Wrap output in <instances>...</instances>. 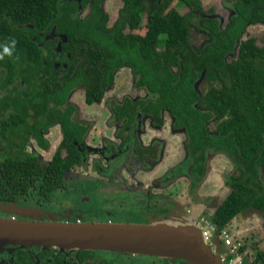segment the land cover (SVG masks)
Returning <instances> with one entry per match:
<instances>
[{
	"label": "trees",
	"instance_id": "trees-1",
	"mask_svg": "<svg viewBox=\"0 0 264 264\" xmlns=\"http://www.w3.org/2000/svg\"><path fill=\"white\" fill-rule=\"evenodd\" d=\"M87 1H91V14L81 19L74 17L72 11L70 15L67 11L61 12L58 0H0V44L16 41L12 54L0 57V89L10 85L0 101L3 105L11 103L12 110L9 120L12 131L6 121H0L2 136L19 129V133L30 132L23 125L27 110L42 114L49 100L54 99L57 104L65 102L76 84H85L86 102L99 103L114 81L115 71L127 67L136 76V85L144 86L151 94L150 99L156 93L160 95L154 101L125 97L124 103L112 106L115 118L132 114L140 107L156 113L159 106H169L176 121L186 125L196 146L201 147L206 139L200 127L210 115L202 107H207L220 120L218 133L210 134L212 141L207 143L227 150L240 163L235 166L239 175H231L232 191L215 209L212 221L217 228H227L231 220L246 209L254 208L264 215V194L255 187L257 170L264 167V67L261 65L264 46L254 44V38L240 41L239 59L227 64L220 61L206 65L192 49L191 40L198 39V32L188 22L194 9H200L201 0H180L189 8L188 15L175 8L164 12L171 0H121L119 18L113 25L107 24L108 15L102 11L103 0H83V3ZM251 2L258 3L239 0L237 9ZM70 7L74 9L73 5ZM145 10L150 18L144 24V34L122 30L125 22L130 27L140 26ZM50 14L66 20L61 26L58 24L69 40L67 56L61 63L55 58L61 47L58 48L54 40L31 37L39 29L36 19ZM202 23L217 31L214 21L211 23L204 18ZM232 28L227 27L222 33L230 35ZM236 38L237 35L230 40L223 38L217 47L219 52L231 50ZM204 67L209 85L198 93L194 82L201 77L199 73ZM65 107L61 111L52 110L49 119L61 126L64 137H74L79 135V125L70 118L73 108ZM67 148L65 158L61 156V146L56 150L46 171L35 168L34 157L24 159L17 152L15 157L8 155L0 163V199L8 200L26 193L37 178L41 183L40 192L52 190L58 185L55 180L60 178L63 168L82 160L74 145ZM246 246L242 243L233 251L239 256L236 253L239 250L243 264H264V247L252 246L253 253L248 256ZM54 248L57 254H71L63 258L62 264H115L109 254H130L116 250ZM163 261L171 264L170 260Z\"/></svg>",
	"mask_w": 264,
	"mask_h": 264
},
{
	"label": "flooded vegetation",
	"instance_id": "flooded-vegetation-1",
	"mask_svg": "<svg viewBox=\"0 0 264 264\" xmlns=\"http://www.w3.org/2000/svg\"><path fill=\"white\" fill-rule=\"evenodd\" d=\"M174 0L170 1V4H168V7L164 10V12L169 11L171 8L174 7L175 4H178L179 8H176L181 14L188 15L189 8L185 6V4H182L180 0ZM110 0H103L102 2V11L103 13H107L108 25H113L115 22H117L120 14V8L122 6V2L120 0V5L115 10V17L112 18L111 15L107 12V5L109 4ZM255 2L258 3H252L249 6H242L237 9V4H239V0H201L200 1V9H194L195 13L189 17L188 22L190 25L194 26L197 30L198 39L191 40L192 49L195 52H198V56L202 58L201 63H204L206 65L208 64H216L217 62L224 61L225 64L239 59V43L240 41H245L250 38H254L253 42L257 46H264V40L258 42L257 35H264V0H255ZM111 3V2H110ZM71 5L74 6V9H71ZM58 6L60 7V11H67L70 15L71 11L74 17L76 18H86L91 14V1H87L83 3V0H58ZM173 6V7H171ZM219 8V9H218ZM74 10V12H73ZM53 14H50V16H45L42 19H36V23H38L37 28V34L32 35V39H36L37 36H43L44 39L47 40H54L56 42L58 48L61 47L58 52L57 56L55 57L58 62L61 63L63 59L67 56V49L66 45L69 44L68 37L59 29L58 24L61 26V23L63 21H66L62 18H58L57 16H51ZM150 15L147 10H145L144 15L142 17V24L137 27H130L128 22H125L123 24L122 30L126 33H135V34H144L146 28L144 27V24L149 20ZM204 18H207L211 21V23L214 21V27L217 28V31L211 30L210 26H202V21ZM51 23L52 25H48ZM48 25V26H47ZM232 30L230 32V35H224L222 31L227 27H232ZM40 28H42L40 30ZM254 28H259L256 31V35H251ZM237 35V38L235 39V43L232 46V49L227 52H219L217 47L220 46V41L223 38L229 39L233 36ZM264 37V36H263ZM218 42V45H211L215 42ZM63 44V45H62ZM215 46V47H214ZM252 51V50H251ZM252 53V52H251ZM254 56H252L253 58ZM264 67V59L262 60V64ZM173 68H175V65H172ZM126 68L129 71V74L131 72L130 68ZM117 70V72L120 69ZM116 73V71H115ZM216 75H220L218 72H215ZM201 77L194 82V87H196L197 92L201 93L204 91V89L209 85V81L207 80L206 74V67H204L200 73ZM132 76V77H131ZM130 77L132 78V83L137 90V92L140 89H144L145 95L141 96V93L138 94L137 97L132 98V100L143 98L145 101H148L150 99V93L146 90L144 86L136 85V76L131 72ZM115 79V77H114ZM114 82L112 81V84L110 87L114 85ZM131 84V87H132ZM10 85L7 86V88H1L0 89V99H2L8 92ZM108 87V88H110ZM86 86L84 83L76 84L75 87L70 91L68 94V97L66 98L65 102H61V104H57V101L52 99L45 103V109L42 114H35L33 110H27L28 115L26 116V121H24L23 125L26 129L31 130L27 134H24L22 132L19 133L20 129L15 132L14 134H8L6 136H2V133L0 132V163H3L5 161V158L8 155H14L15 153H19L21 156H23L24 159H30L32 157L35 158V168H44L43 171H46L48 168V163L53 158L56 150L61 146V156L62 158H65V156L68 155V145H74L75 149L80 152L82 155L81 162H73L72 166L69 168H63L62 175L60 178L56 179L55 181L58 182V185H55L52 190L46 191V192H40L41 183L40 179L37 178L35 180V184L33 188H29L28 191L24 194H18L16 198L8 199V200H2L0 199V216L2 217H12V218H21L18 214L16 215L15 211H12V202L14 203V206L18 207H24L28 209H32L35 211L41 212V216L37 217L34 215L31 218H34L33 220H49L50 218H55L56 221H68V222H125V223H146L150 218H154L156 216L162 215V216H176L174 213L176 208L173 205L168 206L167 208H164L160 206L159 201L162 199V195H158L156 193H151V184L155 183L158 187L166 186L168 182H176L178 180H182L180 176L183 173L189 172L188 175L191 178L192 176V182L197 180L199 176L201 177L203 173V162L205 160L206 151L209 150H221L224 153L229 154V152L225 149H219L217 145H214L209 139L210 134H217L218 133V123H219V117L210 109L207 107H202L205 112H208L210 115L206 118H204L202 125L200 127L201 130H203L204 138L206 139L203 146L199 147L196 146L197 144L192 139V135L190 134L188 128L185 124L178 123L176 121L175 115L171 111L169 106H159L157 109V112L154 113L151 110H145L140 108H137L132 114H125L122 115L119 119L115 118L116 114L112 111L113 105H121L124 103V98L129 97V95H125L121 102H116L109 108L110 114H108L107 118L108 120L110 116H112V120L109 121V125L111 127L117 128L118 124L120 125V131L125 132L126 138L121 139V147L117 148L116 152L113 151L112 146H114V141L109 139V137L105 134L104 129H100L98 122H100L102 127V121H100V114L95 113V117L93 119L99 120L97 122L98 129H96L95 123H91V116L88 114V112H82L81 104L78 106L74 105L72 101L69 99L70 96L75 99V95H80L83 93V100L82 103L86 105H91L94 103H88L84 100V92H85ZM3 90V91H2ZM5 91V92H4ZM82 91V92H81ZM107 91V89H106ZM105 91V94L103 95L100 104L107 98V92ZM13 95V94H11ZM160 93H156L155 97H152L150 100L154 101L156 97H158ZM68 101V102H67ZM79 102V101H78ZM147 103V102H146ZM146 103H143L145 105ZM106 104L109 107V102L103 103ZM73 108L70 114V118L73 122L77 123L79 125V128L77 129V132H79V135L76 136H67L64 137L62 133L61 126L54 122L53 120L49 119V115L52 112V110L57 109L59 111L64 110L66 107L69 106ZM85 106V105H84ZM28 107V106H27ZM81 107V109H80ZM87 107V106H85ZM101 108H104L105 106H100ZM79 110H78V109ZM89 108V107H87ZM84 110V109H83ZM90 110V109H86ZM11 103L8 105H3L0 101V121H6L8 123V127L10 131H12V124H9V120L11 118ZM79 113V114H77ZM163 113H166L170 115L172 118L171 124L173 128L179 129L184 128L187 132V141H186V148H187V157L183 164H181L178 167H174L166 171H163L160 175L157 177H152L149 180L143 184V186L138 187L136 185V182L132 178H125L123 176H120V173L118 175L112 174L109 172H104L105 169H103V164L101 161L107 163V168L112 169V167H122L123 171L126 170H139V166L141 164L148 166V164L152 161H157V164H161L162 167L166 165L161 158L164 157V150H163V144L161 140H157L153 137V131H159L162 130L165 132L168 128L167 123H163ZM80 116V121L76 118L77 116ZM151 120L152 126L145 127L146 121ZM56 128V129H55ZM59 128L61 131V137L58 141V143L52 148V155L50 156L49 160L45 159L44 164L42 165L43 161L41 154H36L35 151L31 150V147L34 145L35 147L42 148V150H45L46 148H49V136L50 134L53 136L56 133V130ZM103 128V127H102ZM141 128V129H140ZM117 130V129H116ZM58 131V130H57ZM95 135H92L94 134ZM117 134V132H116ZM121 137V134H117V136ZM51 136V137H52ZM98 138L101 139L100 142H98ZM109 142L111 145L105 143ZM113 142V143H112ZM92 143H96V145H92ZM107 144L106 147L111 148L108 151V148H104V144ZM99 146V147H98ZM196 146V147H195ZM33 152V153H32ZM230 155V154H229ZM97 158V160L92 161L91 158ZM115 156L116 160L113 164L110 165L108 163L110 157ZM39 160L42 162L39 166L37 163ZM92 162L94 167L93 170L96 174L90 176L89 173L86 174V179L83 180V184L81 181L77 180L75 178V168L79 165H82L85 161ZM147 160V161H146ZM128 163H136V165H131V169L125 167V164ZM154 162V163H155ZM150 163V164H151ZM153 163V164H154ZM149 164V165H150ZM237 164H240L235 158L231 156V165L228 170V176L226 179V182L229 185V192L227 195L232 191V187L230 184V181L233 179L231 178V175L238 176L239 170L235 168ZM156 165H151V169H154ZM256 174V185L255 187H258L259 192L261 191L262 185L264 186V182L259 179V169ZM91 169V168H90ZM1 171H0V178H1ZM112 176H116L114 178V181L116 183L112 184V187L115 188H121L131 187V192L138 195H144L145 201L140 202L139 207L136 209H129L124 208L122 209H113L108 208L106 204H102L101 202H98V209L95 208V205H93L94 196L91 193V186H94V184H91V180H97L99 181L101 177H107L110 180L112 179ZM54 179V178H52ZM118 179V182L116 181ZM85 182V183H84ZM127 183V184H126ZM154 184V185H155ZM85 185H87V189L85 188ZM120 186V187H119ZM83 187V188H82ZM128 188V187H127ZM143 191V194L138 191V189ZM136 189V190H135ZM77 192V193H76ZM261 194V193H260ZM264 194V193H262ZM158 195V196H157ZM226 195V196H227ZM225 196V197H226ZM224 197V198H225ZM223 198V199H224ZM223 201V200H222ZM221 201V202H222ZM220 202V203H221ZM219 203V204H220ZM137 205V204H136ZM201 205H204L201 203ZM105 206V208H104ZM219 206V205H218ZM217 206V207H218ZM216 207V208H217ZM215 208V209H216ZM97 209V210H96ZM100 209V210H99ZM214 209V211H215ZM109 210V211H108ZM252 210L251 213L248 209L242 211L239 213V216L242 215L243 217H247L249 219L253 220V215H255L257 218L256 213L261 212L257 209H250ZM9 211V212H8ZM108 211V215L105 213ZM114 211H119L120 215L113 216ZM212 211L210 214H208L207 217L203 216L201 212L197 211L193 213V216L191 218L190 224L196 225L198 228L200 227L201 220H207L212 223ZM10 212H14L13 214ZM186 213H191L189 209L185 211ZM11 214V216H9ZM131 214L130 218H136L135 220H130L131 222H126V216ZM135 214V215H134ZM264 216V215H262ZM239 219L237 216H235L230 223L233 221H236ZM216 226V225H215ZM217 227V226H216ZM234 227V226H233ZM200 229V228H199ZM225 230L228 233H231V229L229 227L227 228H217V230L212 235V241L213 244H210L211 248L213 249L214 253L218 255L220 260L226 264L228 259L230 257H234L235 254L231 252V249L229 247H226L222 243L223 235L221 234L222 231ZM241 232V230L237 231L238 235ZM240 236V235H238ZM217 239L220 242V247L214 243V239ZM242 245V242H240V246ZM240 248V247H239ZM238 248V249H239ZM21 250V251H19ZM54 247L49 248H42V246H19L14 244H3L0 245V264H62V262L65 260L63 258L70 256L69 254H63V253H56ZM241 256L239 250L236 252ZM74 256V254H72ZM61 256V257H60ZM109 258H113V261L115 264H131V260L136 258L137 255L134 254H109ZM60 257V260L58 261V258ZM154 258V257H152ZM159 258V257H158ZM171 262V264H179V262ZM158 264H164L163 259H161L160 263ZM168 264V263H167ZM241 264H243V258L241 260Z\"/></svg>",
	"mask_w": 264,
	"mask_h": 264
},
{
	"label": "rangeland",
	"instance_id": "rangeland-1",
	"mask_svg": "<svg viewBox=\"0 0 264 264\" xmlns=\"http://www.w3.org/2000/svg\"><path fill=\"white\" fill-rule=\"evenodd\" d=\"M111 2V3H110ZM109 4L107 5V12L111 15L112 18L115 17V10L120 5V0H110ZM175 2V0L173 1ZM173 7V6H171ZM173 8H179L178 4H175ZM219 9V8H218ZM259 28H254L251 35H256V31ZM264 35H257L258 42L264 40ZM131 72L129 74V71L126 68L120 69L118 72L115 73V79L116 83L114 82V85L110 88H107V98L100 104V103H94L91 105H86L82 103L83 100V93L78 95H75V99H73L72 96H70V100L74 105L78 106L81 104L82 112H88V114L91 116V123H95L96 129H98L97 122L99 120L93 119L95 117V113H99L100 121H102V127L100 122H98L100 129H104L105 134L109 137V139L114 141V146H112L113 151L116 152L117 148H120L121 145V139L126 138V134L123 131H120V125L118 124L117 128L111 127L109 125L108 120H112V116L108 118V120L105 121L107 118L109 112L110 106L115 104L116 102H121L122 98L125 95H129L131 98H135L138 96V94L141 93V96L145 95L144 89H140L138 92L134 87V83L132 82V76L130 77ZM133 83V84H132ZM132 84V87H131ZM82 92V91H81ZM79 101V102H78ZM106 102H109V107L106 104H103ZM89 107H85V106ZM100 106H105L104 108H101ZM80 107V109H81ZM78 109V108H77ZM84 109V110H83ZM90 109V110H86ZM79 110V109H78ZM79 114V113H77ZM80 121V116L78 115L76 117ZM172 118L170 115L163 113V123H167V126L169 129H167L165 132L162 130L159 131H153V137L157 140H161L163 144V150H164V157L161 158V160L166 163L164 167L161 166V164H157V161H152V163L148 166L141 164L139 166V170H124L121 169L122 167H112V169L107 168V163L101 161L103 164L104 172H109L112 174L118 175L120 173V176H123L125 178L129 177L135 180L136 185L138 187L143 186L147 180H149L152 177H157L160 175L163 171H167L169 169L178 167L181 164H183L187 157V148H186V141H187V132L184 128L175 129L173 128L171 124ZM152 126L151 120H147L145 127ZM151 128V127H148ZM56 129V128H55ZM117 129V130H116ZM141 129V128H140ZM58 130V131H57ZM56 130L55 135L49 136V148H46L45 150H42V148L35 147L34 145L31 147L32 151H35L37 154H41L43 163L39 160L37 163L39 166L44 164L45 159L49 160L50 156L52 155V148L58 143L60 137H61V131L59 128ZM121 134V137L117 134ZM92 135H95L92 134ZM52 136V137H51ZM101 139L98 138L97 144L100 142ZM107 143V142H105ZM104 144V148L107 144L111 145V143ZM113 143V142H112ZM92 145H96V143H92ZM99 147V146H98ZM122 148V147H121ZM111 148H108V151ZM33 153V152H32ZM91 158V156H89ZM92 161H95L97 158H91ZM116 160L115 156L110 157L108 163L113 164ZM147 161V160H146ZM155 162V163H154ZM154 163V164H153ZM125 164V167L131 169V165H136V163L132 164L131 162ZM151 165H156L154 169H151ZM231 165V155L224 153L221 150H207L205 155V160L203 162V173L201 177L197 180L194 179L192 182V176L191 178L188 175V171L186 173H183L180 178L182 180H178L176 182H168L166 186L158 187L155 183L151 184V193H156L158 195H162V199L159 201L160 206L167 208L170 205H173L176 210L174 213H176V216H156L154 218H150L148 222H157L161 220L173 222V223H180L183 221H186L190 223L191 218L195 215L193 213L199 211L201 214L205 217L208 216L214 209L219 205V203L223 200V198L227 195L229 192V185L226 182L227 176H228V170ZM91 160L85 161L82 163V165L77 166L75 169V178L83 184V180L86 179V174L89 173V175L93 177L96 173L94 171H91L94 169ZM91 168V169H90ZM259 179H261L262 182H264V167L259 169ZM116 176H112V179L110 180L107 177H101L99 181L97 180H91V184H94V186H91V193L94 196L93 205H95V208L98 209V202H101L102 204H106L107 209L113 208L116 209H136L139 207L140 202L145 201L144 195H136L133 192L130 193L132 190L131 187H129L127 184V187H121V188H115L113 189L112 184L116 183L114 181V178ZM127 178V179H129ZM118 182V179H116ZM85 183V182H84ZM155 184V185H154ZM87 185H85L86 188ZM120 187V186H119ZM136 190V189H135ZM143 194V191L138 189L137 192ZM77 193V192H76ZM259 193H264V186L262 185L261 191ZM157 195V196H158ZM203 203L204 205H201ZM137 204V205H136ZM105 208V206H104ZM96 209V210H97ZM189 209L191 213H186L185 211ZM254 209V208H252ZM100 210V209H99ZM109 211V210H108ZM108 211L105 213L108 215ZM252 210H249L251 213ZM9 212V211H8ZM12 213V212H10ZM14 213V212H13ZM12 213V214H13ZM119 211H114L113 216H118ZM16 215L18 213H15ZM258 218L253 215V220L249 219L247 217H243L242 215H237L236 221H233L229 224V229H231V236L235 238V236H239L238 241L242 243H246V250L245 253H248V256H251L253 253V250L251 252L252 246H258V247H264V216L261 213H256ZM19 215V214H18ZM135 215V214H134ZM11 216V214H9ZM20 216V215H19ZM41 216V215H40ZM37 216V217H40ZM126 216V222H131L130 220H135L136 218L131 219V214L125 215ZM21 217V216H20ZM27 217V216H25ZM171 217V218H170ZM54 220L55 218H50L49 220ZM47 220V219H46ZM141 223V222H140ZM234 226V227H233ZM241 230V232L238 235L237 231ZM227 247V246H226ZM154 257V256H153ZM161 258L152 256H136V258L131 260V264H158L160 263Z\"/></svg>",
	"mask_w": 264,
	"mask_h": 264
},
{
	"label": "water",
	"instance_id": "water-1",
	"mask_svg": "<svg viewBox=\"0 0 264 264\" xmlns=\"http://www.w3.org/2000/svg\"><path fill=\"white\" fill-rule=\"evenodd\" d=\"M11 207L21 218L0 216V245L116 250L173 260L179 264H224L204 242L201 230L185 221L77 223L33 220L31 217L40 216L41 212L15 207L13 202ZM214 243L218 247L221 245L216 238Z\"/></svg>",
	"mask_w": 264,
	"mask_h": 264
},
{
	"label": "built area",
	"instance_id": "built-area-1",
	"mask_svg": "<svg viewBox=\"0 0 264 264\" xmlns=\"http://www.w3.org/2000/svg\"><path fill=\"white\" fill-rule=\"evenodd\" d=\"M199 228L201 230V236L204 242H206L209 245L213 244L212 235L217 230L215 224L207 220L205 221L201 220V224ZM221 234L223 235V239H222L223 245L229 247L231 249V252L233 253V251L237 249L238 246L240 245V241L235 239L236 237L235 238L232 237L231 233H228L225 230H223ZM222 259L224 258L222 257ZM241 260L242 259L240 256L235 255L234 257H230L226 264H241Z\"/></svg>",
	"mask_w": 264,
	"mask_h": 264
},
{
	"label": "clouds",
	"instance_id": "clouds-1",
	"mask_svg": "<svg viewBox=\"0 0 264 264\" xmlns=\"http://www.w3.org/2000/svg\"><path fill=\"white\" fill-rule=\"evenodd\" d=\"M15 43H16L15 39H12L6 44H0V57H2L5 54L11 55L15 48Z\"/></svg>",
	"mask_w": 264,
	"mask_h": 264
},
{
	"label": "crops",
	"instance_id": "crops-1",
	"mask_svg": "<svg viewBox=\"0 0 264 264\" xmlns=\"http://www.w3.org/2000/svg\"><path fill=\"white\" fill-rule=\"evenodd\" d=\"M196 215V214H195ZM186 222V221H185Z\"/></svg>",
	"mask_w": 264,
	"mask_h": 264
}]
</instances>
